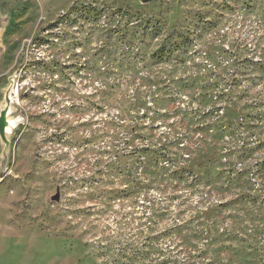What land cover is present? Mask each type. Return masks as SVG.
<instances>
[{"label":"rangeland","instance_id":"rangeland-1","mask_svg":"<svg viewBox=\"0 0 264 264\" xmlns=\"http://www.w3.org/2000/svg\"><path fill=\"white\" fill-rule=\"evenodd\" d=\"M0 264H264V0H0Z\"/></svg>","mask_w":264,"mask_h":264},{"label":"water","instance_id":"water-1","mask_svg":"<svg viewBox=\"0 0 264 264\" xmlns=\"http://www.w3.org/2000/svg\"><path fill=\"white\" fill-rule=\"evenodd\" d=\"M143 2H148L149 0H142Z\"/></svg>","mask_w":264,"mask_h":264},{"label":"bare ground","instance_id":"bare-ground-1","mask_svg":"<svg viewBox=\"0 0 264 264\" xmlns=\"http://www.w3.org/2000/svg\"><path fill=\"white\" fill-rule=\"evenodd\" d=\"M12 126H13V123H12Z\"/></svg>","mask_w":264,"mask_h":264}]
</instances>
